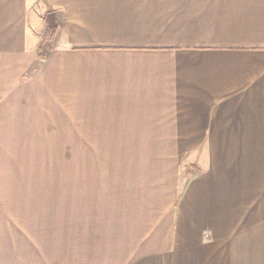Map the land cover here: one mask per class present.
I'll list each match as a JSON object with an SVG mask.
<instances>
[{"label": "crops", "instance_id": "0c3cea01", "mask_svg": "<svg viewBox=\"0 0 264 264\" xmlns=\"http://www.w3.org/2000/svg\"><path fill=\"white\" fill-rule=\"evenodd\" d=\"M0 264H264V0H0Z\"/></svg>", "mask_w": 264, "mask_h": 264}, {"label": "rangeland", "instance_id": "374dc122", "mask_svg": "<svg viewBox=\"0 0 264 264\" xmlns=\"http://www.w3.org/2000/svg\"><path fill=\"white\" fill-rule=\"evenodd\" d=\"M57 16L47 15L46 23L52 22ZM80 104H74V132H75V147H81L78 143V138L80 139L82 135H79L81 129L82 115H81ZM188 152H132V151H115V150H100V151H89V150H76L74 151L75 158L90 157V158H118V159H131V158H148V160L154 158H175L177 160H185L187 158ZM197 170V169H196Z\"/></svg>", "mask_w": 264, "mask_h": 264}, {"label": "trees", "instance_id": "16d2710c", "mask_svg": "<svg viewBox=\"0 0 264 264\" xmlns=\"http://www.w3.org/2000/svg\"><path fill=\"white\" fill-rule=\"evenodd\" d=\"M52 39L50 36H47L43 42L44 46L40 50L39 58L41 61H45L48 53L52 49Z\"/></svg>", "mask_w": 264, "mask_h": 264}]
</instances>
